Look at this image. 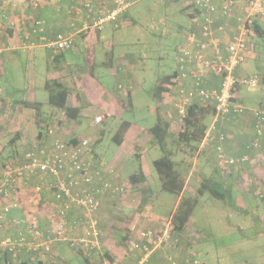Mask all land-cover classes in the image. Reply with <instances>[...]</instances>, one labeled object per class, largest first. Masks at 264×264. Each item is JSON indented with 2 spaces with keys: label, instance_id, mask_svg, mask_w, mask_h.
Wrapping results in <instances>:
<instances>
[{
  "label": "rangeland",
  "instance_id": "374dc122",
  "mask_svg": "<svg viewBox=\"0 0 264 264\" xmlns=\"http://www.w3.org/2000/svg\"><path fill=\"white\" fill-rule=\"evenodd\" d=\"M187 1L134 0L127 8V16L120 21L118 27L109 22L103 25L100 31L101 40L97 44L99 59L104 60L110 54L114 56L120 54L123 57L134 58L135 65L133 66L135 72L132 74V78L135 80L137 87L133 92V104L129 108L115 110L114 116L103 110H93V113L101 114L100 121H94L93 116L81 117L82 127L80 126L76 129L77 133L83 132V137H88L92 140L101 137L95 147V151L99 156L108 160L117 153L119 148L113 142L112 135L120 121L126 119L134 123V126L126 136V142L132 140L130 141L132 144L129 145L132 150L122 160L123 164L120 163L119 167L123 179H127V176L137 171L139 166L146 172L148 180L141 184L140 190L150 187L152 191L147 192V195L144 194L147 197V201L143 204L141 210L138 211L145 219L152 220L154 216L160 217L162 220L160 231L165 228L179 197L160 188L156 171L152 165L153 159L162 155L163 150L158 145H150V143L153 144V138H151L148 129L156 122L158 115V105L151 96V91L157 75L169 73L174 69L178 47L186 33L191 30L192 22L188 16L190 9L183 10V5ZM33 2L34 0H0V10L6 13L9 23L14 22L13 30L15 33L18 34L19 30L14 25L24 24L21 23L20 16L33 5ZM2 27L4 25H1ZM5 32L3 37H0L3 47H7L8 44L11 45V38ZM27 33L30 37L28 29ZM259 38L263 37L255 35L251 38L254 55L240 66L243 68L242 71H245V75H256L261 80L264 76V39L260 40V43L255 48V42ZM18 39L21 44L24 43L22 38ZM106 40L111 41V44H108ZM32 41L34 42V39ZM42 41L44 42V40ZM83 46L81 39L76 37L75 48L70 46L64 49L63 55L69 61L72 60L74 63L84 64ZM9 53L7 52L6 54ZM45 69L46 60L37 62L27 50L19 51V55H14L10 60H0V98L6 96L20 99L25 93L27 98H29L30 94H34L35 96L30 98L44 99L46 96V90L43 85ZM96 72L101 73L106 72V70L104 68L97 69ZM97 79L101 83H108L110 86L114 82L112 79L106 80L104 77ZM240 95L243 99L242 104L246 108L257 109L259 106H264V81H259L256 86H242ZM7 106L9 105H4L3 109L0 110V149L6 145L12 136L11 134L18 131L20 136L15 144L17 148L15 156H13L14 153H11L10 158L7 159L10 149L5 148L1 151L0 168L3 163L15 165L21 160V155L27 148L44 144L37 137L38 127L35 125V110L23 109L20 110L19 115L9 117L7 115L11 110H8ZM169 107L161 108L160 114L165 119L171 120L173 118L170 130L174 135L180 129L179 119L176 117L172 106ZM48 109L50 107L46 106L41 110L42 118L45 120L43 124L55 125L60 133L61 130L65 129L64 126H68V124L60 121L58 115L52 117L51 110ZM211 121V116L206 118L208 126ZM45 131L46 129L43 128V132ZM149 138L152 139L151 142ZM172 138L170 136L167 143L168 148L175 149V157L173 156V158L180 159L184 157V162H188L191 166L193 165L194 169L192 173H190V169V174L187 175L183 195L197 197L198 203L183 233L176 234L177 237L172 234L171 241L159 247L171 246L169 247L170 251L167 249L164 254L163 263L168 264L166 257L172 254L178 264H181L179 257H176L174 251H182V253L184 252V262L185 260L187 262L189 255H192L197 258L200 264H264V182L258 183L256 191L247 193L244 188L251 183H256V180H243L247 184L243 188L241 186L242 179L238 173L225 174L229 167L222 170L218 166L216 161L217 153L214 151L213 144L209 160L206 161L203 158L199 162L196 161V155L191 157L189 153L179 151ZM135 153H138L139 158L135 156ZM261 156L263 157L264 155L261 154ZM261 167L264 172V164ZM204 173H207L211 179L218 181L220 184L222 183L224 189L229 190L230 194L226 196L225 200L216 199L210 196L209 193L202 195L197 193L201 180L200 176ZM35 183L36 181H34ZM140 190H137L139 192L137 194L138 197H142ZM40 192H35L30 187H25L20 193L22 198L18 201L20 204H25L26 202L36 204L34 201L38 200L37 196ZM1 197L0 206L4 204V201L8 205L14 202L12 196L10 198L8 196L5 200L1 199ZM108 226L110 227H105V232H108L109 229L111 236L101 233V247L98 250H94L91 253H82L65 243H60L58 246L53 245L51 253L34 254L31 262L34 263L37 258L42 257L48 264H123L116 258V254L123 253V255H126L130 253V244L128 242L124 243L122 250L116 252L119 246L117 242H119L118 239L122 233L114 226ZM141 229L150 230L151 232L159 231H154L151 228L143 229L141 227ZM134 232L136 234L140 230H135ZM181 236L182 238L184 237L183 241L180 240ZM175 238L178 240L176 239L175 241ZM174 246L176 248L172 250ZM159 248H151L149 253L134 250L132 252H135L138 259L136 258L137 260H135L134 258L133 261L127 262V264H136L141 259L145 260L151 252ZM105 252L108 254L113 252L112 257L110 256L112 259L104 255ZM19 256L18 254L16 256L11 255L7 264H17L16 261L19 260ZM0 264H3L1 260Z\"/></svg>",
  "mask_w": 264,
  "mask_h": 264
},
{
  "label": "built area",
  "instance_id": "2783aa9c",
  "mask_svg": "<svg viewBox=\"0 0 264 264\" xmlns=\"http://www.w3.org/2000/svg\"><path fill=\"white\" fill-rule=\"evenodd\" d=\"M133 1L83 0L81 3L85 20L83 29L101 30L107 22L117 26L121 21L120 16ZM191 2L197 9L192 21L198 25L199 32L188 31L184 42L178 47L175 62L178 75L173 78V85L170 86L174 92L171 96L173 106L180 115H183L186 106L193 102L213 105L212 121L205 133V136H208L216 130L219 121L228 120L230 116L234 117L244 110L238 87L256 86L260 81L256 75L240 77L235 70L254 55L251 38L256 35V24L260 25L264 22V0H191ZM225 17L234 18L233 24L218 21L219 18L225 19ZM33 24L34 32L42 31L43 21L36 20ZM2 33L0 23V36ZM46 43L56 50H64L72 45V34L56 33ZM4 48L0 41V54ZM212 76L220 78L216 87L208 85ZM184 79H188L192 84L183 85ZM100 119V116H96L94 121L98 122ZM253 128L257 138L264 136V109L254 110ZM54 133L51 128L50 141L36 145L25 152L19 165L5 166L1 172L3 177L0 179L2 197L10 193L15 195L21 193L25 187L33 188L35 192L46 188L52 193L53 198L58 202L53 204V208H57V211L59 209V215L52 221L50 234L42 242H25L23 237L16 239L5 237L1 240L0 246L11 250L14 246H26L28 249L42 248L47 251L54 240L61 239L82 253L98 249L101 241L95 214L99 207L97 194L105 192L120 198L128 195L130 185L119 180L116 168L98 162L93 155L91 138L82 137L78 142L72 143L57 137ZM216 136L219 141L216 145V158L221 169L240 165L248 160L246 155L237 158L227 156L221 146L225 135L217 131ZM258 144L259 142L255 140L251 146L257 147ZM72 204L84 210L82 217L76 222L83 225L82 233L77 236H69L65 233L67 228L63 215ZM16 205L17 203L14 202L5 206L3 211L0 210V218L9 206ZM36 227V223L32 220L28 225V231L37 240L39 233ZM173 230L169 218L163 230L159 232L141 230L138 239L142 241H131L129 244L132 249L149 253V249L159 248L171 241ZM166 260L169 264H178L172 254H169ZM143 261L141 259L136 264H143ZM187 262L200 264L196 258H189Z\"/></svg>",
  "mask_w": 264,
  "mask_h": 264
},
{
  "label": "crops",
  "instance_id": "0c3cea01",
  "mask_svg": "<svg viewBox=\"0 0 264 264\" xmlns=\"http://www.w3.org/2000/svg\"><path fill=\"white\" fill-rule=\"evenodd\" d=\"M82 1L83 0H34V8L32 5L29 9H26L23 12L22 16H20V21L24 24H18L16 26L14 25L15 28L18 27V34L13 30L14 22L9 23L7 17V26L12 27V30L9 32V34L7 33V36L11 38V45L8 44V46L5 47L0 54L1 61L3 59L10 60L14 55H19V51L27 50L32 55L33 59H36L37 62H39L40 60L42 62L46 60L44 83L46 80L56 79L65 87L69 88L70 91L66 99V104L69 106H77L80 112L78 114V119L73 121H64V124H68V126H64L65 129L62 130L63 137H83V132H76V129L80 126L82 127L83 124L80 118L93 116L94 119L96 116L101 115L100 113H93V110H103L104 112L114 116L116 112L115 110H123L131 107L133 104V92L137 87L135 80H133L132 78V74H134L135 72V68L133 66L135 65L133 57H123L120 54L114 56L113 54H110L109 56L107 55L108 57L106 56L104 60L99 59L97 44L101 40V30H93L90 28L83 29L82 25L85 20L81 11ZM126 13L127 12L122 14V19L127 16ZM26 19L29 20L26 21ZM35 19L43 21L42 31L34 32L35 30L32 28V23ZM31 20L32 22H30ZM260 27L264 30V22L260 23ZM27 29L30 32V37L27 33ZM59 32L72 34L73 43L71 47L73 48H75V38L79 37L81 39L84 44V64L74 63L72 60L69 61V59L65 58V56L63 55V50L58 51L52 46L47 45L46 42L51 40L55 36V34ZM46 36L48 37V39ZM256 36H262L263 38H259L256 40L255 48L260 43V40L264 39V33L262 35ZM18 38H22L24 40V43L21 44ZM31 39H34V42ZM42 40H44V42ZM106 42L108 44H111V41L109 40H106ZM7 52L10 53L6 54ZM103 68L106 70V72H96L97 69ZM242 70L243 68L241 66H238L235 70V73L240 77L247 76L244 73L245 71L243 72ZM100 77H104L106 80L112 79L114 82L111 84V86L108 83H101L99 79H97ZM215 77L216 76H212L213 82H217V78ZM263 79L264 76L261 78V80L264 81ZM32 96L35 95L30 94L29 98ZM21 98H27L26 94L24 93L23 97ZM46 99L47 92L44 99L35 100L45 102ZM241 99L242 96L240 95V102L242 104L243 99ZM120 100H124L126 102V106L124 105V107H121L119 103ZM160 103L164 108L173 106L171 94L167 93L165 95L164 93L162 101ZM242 105L244 110L240 114H237L234 117L230 116L228 120L219 121L216 130H214L211 135L205 136L202 140L201 144L198 147L200 149V152L199 149H197L194 155L197 156L196 161L200 162L203 158L204 160L208 161L212 152L211 147L214 145L215 151V146L219 143L216 136L217 131L224 132L226 139L221 143L222 147L224 148L225 154L230 157H240L243 155H246L248 157V160L244 164V167L240 169L229 167V169L225 171V174L229 175L234 174L235 172L238 173V175L242 179L241 186L243 188L244 186H247V184H245L246 182L244 183L243 180H256V183H251L249 184V186L244 188V191L249 193L257 188L259 182H264V172L262 171L261 167L264 164V156H261V154L264 155V136H262L261 138H257L254 133V110L256 109L246 108L244 107V104ZM46 106L49 107L48 105H45V107ZM259 108L264 109V106H259ZM48 110H51L50 113L52 114V117L58 115L59 117H62L61 119L64 118V115L58 109L50 107V109ZM172 119L170 126H172ZM49 139L47 138V140ZM255 140L259 142L258 146L249 148V144ZM130 141L126 142L125 137L123 142L118 145L119 148L117 153L108 160L104 157L99 156L92 148L93 155L97 158L98 162H101L105 165L114 166L118 172L119 180L122 182L125 181L130 185L128 195L120 200L119 198L116 199V197L120 196H111L108 193L100 195V206L96 215L99 220L101 233L107 235L109 234V236H111L110 230L108 229V232H105V227H110L108 225H112L117 229H134V227L136 228V230H141V227L143 229L151 228L154 229V231H160L161 229L162 220L160 217L154 216V219L152 220L145 219L138 211L141 197L137 196V194H139L137 190H140V187H142L141 184H143L144 182L141 184H131L129 180H127L128 178H122L119 164H123L122 160L127 157L128 153L132 150V147L130 148L129 146L130 144H132L130 143ZM190 169V173H192L194 171L193 165ZM37 197L38 200L34 201L36 202V204H34L33 202H26L25 204L19 203L18 207H11L9 211L0 219V239L5 235L14 236L18 234V232H25V222L32 218H36L43 229H46L48 227V221L50 218L49 209L46 207L44 208V205L45 203L47 204L48 200L51 201L53 197L51 193L47 191V189H44L42 192H40ZM41 200H44V203L40 206L39 203L41 202ZM3 203L6 204L5 206H7L8 204L6 203V201H4ZM77 213L78 209L73 208L69 213V219L75 216V214ZM80 233L81 228L74 227L69 231L68 235L77 236ZM183 238L181 236L180 240L183 241ZM169 247L171 246L159 248L156 251L154 250L143 261V264H164L162 259L167 249L170 251ZM117 248L118 249H116V252L122 250L121 245H119ZM174 248L176 247H172V250ZM58 252L60 253L59 250ZM3 253L4 252L0 253V255ZM174 254H176L177 258L179 257V261L181 262V264H188L186 260V263L183 261L184 252L182 253V251H174ZM109 255H113V252H111ZM6 257L9 259L10 255L9 257L8 255ZM23 257L25 258L26 256ZM116 258L121 263L127 264V262L133 261L134 258L135 260H137L138 256L135 254V252L131 251L126 255H123V253H117ZM19 259L21 258L19 257Z\"/></svg>",
  "mask_w": 264,
  "mask_h": 264
},
{
  "label": "trees",
  "instance_id": "16d2710c",
  "mask_svg": "<svg viewBox=\"0 0 264 264\" xmlns=\"http://www.w3.org/2000/svg\"><path fill=\"white\" fill-rule=\"evenodd\" d=\"M170 1H177V0H170ZM187 9H190L188 11V16L191 18V22H192L191 30H195V31L199 32L198 25H196L195 22L192 21V17H194L196 15L197 9L193 6L191 0H188L187 3H185L183 5V10H187ZM125 12H123L122 14H124ZM4 16L7 18L6 13L4 11L0 10V23H1V25H4V27H2L4 31L2 33V36H0V37H3V34L5 31H6L5 33L9 34V32L12 30L11 26L10 27L7 26L8 21L6 18H4ZM121 16H120V19L122 21L123 16L122 17ZM229 18L230 17H225L226 20L224 18H219L218 21L219 22L226 21V23H228L229 25H232L234 18H232V19H229ZM200 19H201V17H200ZM36 20L37 19H35L33 21V23H35ZM119 25L120 24L118 23V25L115 27H118ZM255 30H256V35H262L264 33V30L261 29L259 24H256ZM184 39H185V37L183 38V42H184ZM0 41H1V38H0ZM58 51H62V50H58ZM177 75H178V71L174 66V69L171 72L156 76V78L154 80V85L152 87L151 96L153 97V99L155 100V102L158 105L157 106L158 115H157L156 122L151 127H149V129H148V132L150 133L151 138H153V141H152L153 144L150 143V145H154V144L158 145L163 150V154L160 155L159 157L153 159V161H152V165L156 171V175H157V178L159 181L160 188L164 191L170 192L172 194H175L177 197H179L176 206L174 207V209L172 210V213L170 214L171 222L173 224V229H174L172 234H175V235L176 234L179 235L186 228V225L188 224V222L192 216L194 208L196 207V205L198 203V199H197V197L183 195V191H184L185 183H186V178H187V175L189 174L191 164H189L188 162H184V159H185L184 157H181L180 159H174L173 156L175 157V154H174L175 149L168 148L167 140L170 136H172L173 137L172 139L175 141L178 150L182 151L183 153H189L190 154L189 156L193 157L194 154L196 153L199 145L201 144L202 140L204 139L205 133L208 129L206 118L210 117V116L212 117V115L214 113L213 105L210 103L200 105L198 103L193 102L190 105L186 106L183 115H180L178 110L174 106H172L173 110H175L176 117H178V119H179L178 122H179V128H180L176 133H174V135L172 134L173 132H171V130H170L171 120L163 118V116L160 114V110L163 107L160 102L162 101V97H163L164 93H165V95L167 93L168 94L170 93L172 95L174 94V92L170 86L173 85V78L177 77ZM215 78H217V82H213V78H211L210 82L208 83L209 86H215V87L218 86L220 78H219V76H216ZM190 84H192V82H189L188 79L183 80V85L188 86ZM240 88H241V86L238 87V90H240ZM44 89L47 92V99L45 102L38 101V100H35L32 98L15 99V98H8L5 96V97L0 98V110L3 109L4 105H6V104L9 105L6 107L8 110H11L10 113H8V115H7L9 117L19 115L18 113L20 112V110H23V109L35 110L34 111L35 112L34 117H35V120L37 121V122L35 121V125H37V127H38L37 137L39 138V140H42L41 143L46 144L50 141L51 134H49V130L51 128L54 130V132H55L54 134L57 137L66 139L72 143L78 142L80 140V138H82V137H80V138L77 136L63 137L62 136V130L59 133L55 125L54 126H49L48 124L44 125L43 123H45V120L42 118L43 114H41L42 108L45 107V105H48L49 107L58 109L59 111L62 112V114L64 115L63 116L64 118L61 119L62 117H60L59 120L62 121L63 123H65L64 121H66V120L67 121H73V120L78 119V114L80 112L79 108L77 106H69L66 104V99H67V96H68L69 91H70L69 88L65 87L62 83H60L59 81L54 79V80H46L44 83ZM119 103H120L121 107H124V105L126 106V102L124 100H120ZM128 103H130V102H128ZM127 107H128V105H127ZM133 126H134V123L132 121L122 119L120 121V123L118 124L114 134L112 135L113 142L116 145H120ZM43 128L46 129L45 132H43ZM222 133L225 135L224 132H222ZM11 135L12 136L10 137V139L8 140L6 145L0 149V154L2 153L1 151L3 149H5V148L10 149L9 150L10 154H7V159L10 158L11 153L12 154L14 153L13 156L16 155L17 148L15 147V144H16V141L19 139V136H20L18 131H16L15 133H13ZM47 138L48 139L50 138V139L47 140ZM100 139H101V137L95 138L93 140V144H92L93 150H95V147H96L97 143L100 141ZM225 139H226V136H225ZM151 140L152 139H150V142H151ZM221 146H222V143H221ZM33 148L34 147L27 148L23 152V154L25 152L33 149ZM249 148H252L251 143L249 144ZM215 152H216V146H215ZM223 152H224V148H223ZM23 154L21 155V158H20L21 160L23 159V156H24ZM135 156L137 158H139L138 153H135ZM0 158H1V155H0ZM234 158H237V157H234ZM21 160L19 162H17L15 165H10V166L15 167V166L19 165ZM216 161H217V158H216ZM246 162L247 161L243 162L240 165H232V167H234L236 169H240V168L244 167V164ZM217 163H218V161H217ZM6 165L7 164L3 163L2 167L0 168V179H2V177H3L1 174L2 169ZM200 177H201V180L199 183V187L197 188V193L199 195L209 193L210 196H212L216 199L225 200L226 196H228L230 194L228 189L226 190L222 187V183L220 184L218 181L211 179V177L208 176L207 173L202 174ZM128 180L131 184H141V183L146 182L148 180V176H147L146 172L144 171V169H142L139 166L137 171H135L129 175ZM44 189H46V188H43L42 191ZM150 191H152V189L150 187H145V188L141 189L142 197L140 199V204L138 206L139 210H141L143 204H145L147 201V197L144 194L147 195V192H150ZM104 193L105 192L97 194L99 206H100V198H101L100 195H102ZM51 195H52V193H51ZM8 196H9V198H10V196H12L13 198L12 197L11 198L14 199V202L17 203V205L16 206H9L8 210L6 212H3L4 215L9 211V209L11 207H18V205H19L18 200L22 198V194H20V193H18L16 195L13 193H10ZM8 196H3V197H1V199L5 200L8 198ZM52 197H53V195H52ZM120 199H122V198L119 197V200ZM43 201L44 200H41V202L39 203L40 206H41V204L44 203ZM49 202L51 203L50 205H49ZM54 203H58V202L53 198L51 201L48 200L47 204L45 203V205H44V208L46 207L49 209V217H50L49 221H48L49 224H48V227L46 229H43L40 226L39 221L36 218H32L30 220H27V222H25V224H26V227H25L26 231L25 232H18V234L14 235V236L5 235L3 238L11 237L12 239H16L18 237H23L25 242H42L43 240H45L46 237L50 234L49 230L52 226V221L56 220L57 215H59V209L57 211V208H53ZM5 205L6 204H1V206H0L1 211L4 210L3 208L5 207ZM73 208L78 209V213L69 219V213ZM98 210H99V207H98L95 214H97ZM83 211L84 210L81 207H79L78 205H75V204L70 205L69 208H67L64 211L63 217L66 221V228H67L66 232H65L66 235H68L69 231L74 227L81 228V233H82L83 225L78 224L76 222L82 217ZM97 219H98V217H97ZM32 220L36 223V226H37L36 230L39 233V236H37V238H38L37 240H36V238H34V235L28 231V225ZM98 227L100 229L99 220H98ZM118 230H120L122 233L120 238L118 239L119 242H117L121 246H123L124 243H126V242H128V244H129L131 241H136V242L142 241V240L138 239V232H136V234H135V232H134L136 230L135 227H134V229H131V228L130 229L129 228H120L119 229L118 228ZM100 236H101V229H100ZM175 237H177V235ZM3 238L0 239V242ZM60 243H65V244L69 245L67 241H63L61 239H59V240L56 239L53 241L49 250H47V251H44L42 248H38L36 250L28 249V248H26V246H14V249L11 250L8 247L0 246L2 249V250L0 249V251L4 252L3 254L0 255V260L3 264H7L8 263V258L6 257L7 255L9 257V255L11 256V254L12 255L18 254V255H20L19 257L21 259L16 261L17 264H48L45 259H43L42 257H39V256H37L39 258H37L36 262L33 263V262H31V260L34 257V254L35 255H41L42 253H46V252L51 253L53 251V248H52L53 245L58 246ZM129 248L131 249V251L135 250L134 248L132 249L131 246H129ZM98 249L97 248L93 249L88 253H91L94 250H98ZM2 252H0V253H2ZM104 255H106L109 259H112V258H110V255L107 252H105ZM23 256H26V257L24 258ZM30 257H32V258H30ZM189 258L192 259V258H196V257L189 255ZM85 259L88 260L87 257H85Z\"/></svg>",
  "mask_w": 264,
  "mask_h": 264
}]
</instances>
